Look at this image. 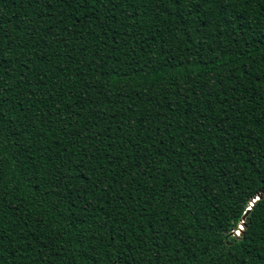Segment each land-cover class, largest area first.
<instances>
[{
    "label": "trees",
    "instance_id": "trees-1",
    "mask_svg": "<svg viewBox=\"0 0 264 264\" xmlns=\"http://www.w3.org/2000/svg\"><path fill=\"white\" fill-rule=\"evenodd\" d=\"M262 192L264 0H0V264H264Z\"/></svg>",
    "mask_w": 264,
    "mask_h": 264
},
{
    "label": "snow or ice",
    "instance_id": "snow-or-ice-1",
    "mask_svg": "<svg viewBox=\"0 0 264 264\" xmlns=\"http://www.w3.org/2000/svg\"><path fill=\"white\" fill-rule=\"evenodd\" d=\"M177 2H179V0H177ZM196 5L194 4L193 7H195ZM231 7V4H228V6L225 8V14L227 15L228 14V9ZM262 197H264V192L262 193H259V194H256L254 196V198H251L250 199V202L248 203V207H247V210L250 211L253 206L255 205V203L257 201H259ZM245 231V228L243 225H241L239 228H237V230L235 231L234 235L235 237H238V238H243L242 237V233ZM86 250V248H85Z\"/></svg>",
    "mask_w": 264,
    "mask_h": 264
},
{
    "label": "water",
    "instance_id": "water-1",
    "mask_svg": "<svg viewBox=\"0 0 264 264\" xmlns=\"http://www.w3.org/2000/svg\"><path fill=\"white\" fill-rule=\"evenodd\" d=\"M248 212H249V211L246 210L245 213H244L243 216H242L241 225H243V226H244V224H243V222H244L243 219L246 217V215H247ZM241 225H240V226H241ZM240 226H239V227H240Z\"/></svg>",
    "mask_w": 264,
    "mask_h": 264
}]
</instances>
